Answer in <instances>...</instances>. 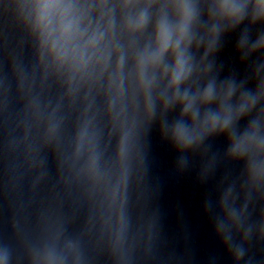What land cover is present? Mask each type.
Returning a JSON list of instances; mask_svg holds the SVG:
<instances>
[{
	"label": "clouds",
	"instance_id": "1",
	"mask_svg": "<svg viewBox=\"0 0 264 264\" xmlns=\"http://www.w3.org/2000/svg\"><path fill=\"white\" fill-rule=\"evenodd\" d=\"M249 4L252 6L253 19L264 17V0L256 3L252 0H244L243 3L239 0H221L217 5V14L222 19L239 23L244 9ZM37 7L39 9L37 28L41 49L52 57L53 62L60 67L67 66L79 72H83L90 65L99 66L103 73L108 66L109 48H111L117 57L115 62L117 92H119L123 60L115 48L114 39L121 34L129 37L142 34L149 23V9L157 7L153 25L155 52L148 55L146 50L135 61L138 84L145 92L146 107L148 86L143 83L144 72L147 68H158L166 53L171 51L174 56L169 87L175 89L187 76L184 51L191 43L189 28L194 17L193 6L188 3H175L173 0H168V4L159 5L158 0H143V2L142 0H121L120 28L115 37L112 10L104 0L95 4V13L93 4L88 3L87 0H38ZM167 7H171L176 18L174 27L168 23L164 14ZM106 8L108 11H105ZM165 74L162 73V76ZM210 96L211 89H208L203 100L207 102ZM189 107H191L190 104L184 108L183 114L188 113ZM194 119L193 117V122ZM206 123L212 129L217 127L215 119ZM225 127H227V121L220 125V130L223 131ZM171 136L181 147H188L194 141L193 133L181 124L172 128ZM249 147V142L242 139L234 144L233 154L243 155Z\"/></svg>",
	"mask_w": 264,
	"mask_h": 264
}]
</instances>
